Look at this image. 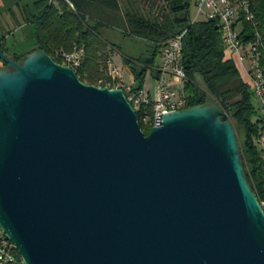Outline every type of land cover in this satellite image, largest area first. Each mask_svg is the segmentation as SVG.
Returning <instances> with one entry per match:
<instances>
[{
	"label": "water",
	"instance_id": "1",
	"mask_svg": "<svg viewBox=\"0 0 264 264\" xmlns=\"http://www.w3.org/2000/svg\"><path fill=\"white\" fill-rule=\"evenodd\" d=\"M0 58V229L25 264H264V208L220 105L146 136L123 90L45 52Z\"/></svg>",
	"mask_w": 264,
	"mask_h": 264
},
{
	"label": "trees",
	"instance_id": "2",
	"mask_svg": "<svg viewBox=\"0 0 264 264\" xmlns=\"http://www.w3.org/2000/svg\"><path fill=\"white\" fill-rule=\"evenodd\" d=\"M194 1L66 0L52 4L50 0H42L35 4L37 14L25 20L34 31L32 49L10 56L3 38L0 53L21 64L28 55L45 52L56 63L62 64V54L83 48L85 61L77 69V76L87 85L105 88L108 80L105 65L110 55L118 52L142 90L149 72L159 78L155 61L163 46L186 31L183 64L187 80L183 90L187 109L218 104L228 114L237 133L245 176L264 208V150L257 145L264 120L256 110L250 84L242 77L236 62L227 55L220 20L193 23L191 8ZM246 1L254 20L246 21L240 11V39L246 48L260 40L258 58L264 72V0ZM105 29L117 30L125 37L152 45L151 58H131L122 54L103 37ZM0 69H9L1 58ZM137 115L144 134L149 135L152 126L145 127L140 113ZM15 254L20 257L17 249Z\"/></svg>",
	"mask_w": 264,
	"mask_h": 264
},
{
	"label": "built area",
	"instance_id": "3",
	"mask_svg": "<svg viewBox=\"0 0 264 264\" xmlns=\"http://www.w3.org/2000/svg\"><path fill=\"white\" fill-rule=\"evenodd\" d=\"M58 1L66 0H50V3L53 4ZM69 5L73 9V5L70 3ZM195 6L198 13L192 19L193 23L198 22L201 18H203L202 20H220L222 40L227 55L232 59L234 56L238 57L242 69L248 78L247 82L254 93L256 110L264 120V107H262L264 96L261 95V92H257L256 89V81L261 79L260 71L259 68H256L254 57L251 56V49H246V45L240 39L241 31L234 21L233 2L230 0H196ZM249 22H252L251 18ZM186 33V31H183L177 34L161 49V66L157 70L159 78L157 79V95L155 100L144 90L134 89L132 85L125 84L121 79V70L113 66L108 71L106 88L123 90L129 96V99L132 100L134 109L138 104H146V119L147 114H149L148 104L158 105L159 109H161V118L166 114L187 109L184 90L182 89V92H179L173 87L175 84H180L184 88L187 80L183 64V42ZM244 58H252V68H243ZM61 59L66 62L67 67L72 69L73 67H82L85 61V51L83 48H75L70 53L62 54ZM144 126L147 127L146 124ZM257 145L264 150V124L261 128ZM11 247L13 246L9 243L0 244V261L5 262V254H11ZM22 262L25 264L23 259Z\"/></svg>",
	"mask_w": 264,
	"mask_h": 264
},
{
	"label": "rangeland",
	"instance_id": "4",
	"mask_svg": "<svg viewBox=\"0 0 264 264\" xmlns=\"http://www.w3.org/2000/svg\"><path fill=\"white\" fill-rule=\"evenodd\" d=\"M191 12H192V17H196L198 11L196 9L195 6V1L192 3V8H191ZM203 18L199 19V21H201ZM238 28L240 29V25L238 26ZM114 32V34L116 36H118L120 38V40H122L126 45H125V49L122 51V53L128 57L131 58H139L141 56L145 57V58H151L153 51H154V47L150 44H147L144 41L138 40V39H133V38H129V37H125L121 32L117 31V30H112ZM1 37H5V48L9 51V55L12 56L14 54H22L24 52H27L30 48H32L34 41L32 40V38L30 37V33L28 31H22V32H18L15 33L14 35L11 34V32H7L5 35L1 36ZM148 47V48H146ZM229 57V56H228ZM122 56L120 55H114L111 54L110 55V59L108 60L106 66V70H107V74L109 71L110 67H115V68H120V67H126L123 63V59L121 62ZM233 60L236 62L238 69L240 70V73L243 74L242 77L245 78V81L247 82V76L245 71H243L242 69V65L238 59L237 56L233 57ZM160 63V57L158 56L156 58L155 61V65L158 66ZM244 65H247V61L244 62ZM120 70V69H119ZM241 74V75H242ZM154 75L149 72L144 85H143V90L145 92L150 93V96L153 100L156 99V95H157V81L155 80V78L153 77ZM122 80L124 81L125 84H129L128 83V77L126 75H123ZM139 86L137 84H133V88L134 89H139ZM174 88L177 89V91L182 92L183 89V85L180 84H175L173 85ZM0 233H2L1 229H0ZM3 234V233H2Z\"/></svg>",
	"mask_w": 264,
	"mask_h": 264
},
{
	"label": "crops",
	"instance_id": "5",
	"mask_svg": "<svg viewBox=\"0 0 264 264\" xmlns=\"http://www.w3.org/2000/svg\"><path fill=\"white\" fill-rule=\"evenodd\" d=\"M40 1L42 0H0V41L3 38H5L1 36L5 35L8 31L11 32V34L13 35L18 32L20 33L22 31H25V32L28 31L30 33V37L33 38V35H34L33 28L28 23H25V20L37 14L35 4ZM192 19H194V17H192ZM102 35L107 41H109L111 44L118 47L121 53L125 49L126 44L122 40H120V38L116 36L112 30L105 29L102 31ZM31 49L32 48H30L28 51H30ZM117 54L120 55L118 52L114 53L115 56ZM159 57H160V63L158 66H156L157 70L161 66V55H159ZM121 62H122V59H121ZM243 68H246V65H244V62H243ZM118 69L121 70V79L123 75H126L129 80L128 83H130V85L133 86V84H136L133 75L131 74V72L129 71L127 67L123 66ZM155 80L157 81L156 78ZM146 93L150 96V93L148 92Z\"/></svg>",
	"mask_w": 264,
	"mask_h": 264
},
{
	"label": "bare ground",
	"instance_id": "6",
	"mask_svg": "<svg viewBox=\"0 0 264 264\" xmlns=\"http://www.w3.org/2000/svg\"><path fill=\"white\" fill-rule=\"evenodd\" d=\"M233 2V9H234V21L236 23V26H238V20L240 18V11L243 12V17L246 21H249L250 18L253 21L254 16L250 12V7L249 3L246 0H230ZM261 46L260 40H258L255 44L247 47L246 49H251V56L254 57L256 61V68H259L260 71V80L256 81V89L257 92H261V95L264 96V72L260 68V63H259V54H258V49ZM247 61L246 68H252V58H244L245 62ZM63 66H66V62L62 60ZM80 67H73V70L76 72L77 69ZM128 101L131 103V105L134 108L133 102L131 99H129V96L125 94ZM262 107H264V99H262ZM148 111L149 114H147V119H146V104H138L137 107H135L136 113H140L141 115V120L143 124H146L148 126H152V129L156 127L161 118V109H159L158 105L156 104H148ZM4 243H9L13 247H11V254H5V262L0 261V264H23L21 256L18 258L15 254V245L3 234L0 233V244ZM20 255V254H19Z\"/></svg>",
	"mask_w": 264,
	"mask_h": 264
}]
</instances>
